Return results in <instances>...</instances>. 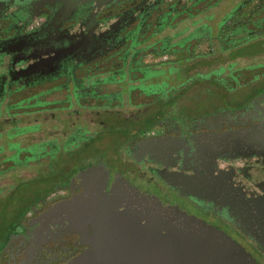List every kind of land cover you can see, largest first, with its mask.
Returning a JSON list of instances; mask_svg holds the SVG:
<instances>
[{
    "label": "flooded vegetation",
    "instance_id": "flooded-vegetation-1",
    "mask_svg": "<svg viewBox=\"0 0 264 264\" xmlns=\"http://www.w3.org/2000/svg\"><path fill=\"white\" fill-rule=\"evenodd\" d=\"M90 2L116 17L85 41L95 24L67 19ZM0 65V175L20 174L0 186V264H123L100 221L128 214L132 188L264 264V149L202 154L264 121V0H0ZM176 72L228 90L192 111L217 88Z\"/></svg>",
    "mask_w": 264,
    "mask_h": 264
},
{
    "label": "water",
    "instance_id": "water-1",
    "mask_svg": "<svg viewBox=\"0 0 264 264\" xmlns=\"http://www.w3.org/2000/svg\"><path fill=\"white\" fill-rule=\"evenodd\" d=\"M115 17V14L108 17L101 15L98 6L90 2L84 3L67 20L90 19L95 24L91 30H85L87 41L97 37L101 27ZM2 69L0 65V71ZM202 146L208 148L202 154L212 156L220 153L243 155L263 150L264 121L259 125L206 136ZM89 171L84 169L79 173ZM166 181L184 187L183 181ZM132 189L133 199L125 208L128 214L118 219L110 209L105 212L110 218L100 221L108 227L109 236L102 237L106 247L123 264H257L241 245L222 231ZM187 193L196 194L192 189Z\"/></svg>",
    "mask_w": 264,
    "mask_h": 264
},
{
    "label": "rangeland",
    "instance_id": "rangeland-1",
    "mask_svg": "<svg viewBox=\"0 0 264 264\" xmlns=\"http://www.w3.org/2000/svg\"><path fill=\"white\" fill-rule=\"evenodd\" d=\"M253 71H247L243 74H237L238 77L242 80V78L244 79L245 76H248L249 74H251ZM177 74H174V77H175V87H178V84L181 83V84H192L194 81H197L198 83H206L208 85H214L216 86L217 88V92L216 91H213V90H209L205 93L204 96L200 97V98H197L195 100H193L191 102V109L193 111V109H196L197 107H200V104L202 103H212V104H215V103H218L221 101V99H223V96L225 95L226 91L228 90L227 86H225V84H223L222 82H225L226 80L222 79V82L220 81H216L214 79H211V78H208V77H205V75L203 74H179L178 72H176ZM225 75V74H224ZM164 76V75H162ZM219 76H223V74H219ZM220 78V77H218ZM221 80V79H220ZM188 86V85H187ZM195 91V90H194ZM193 89L192 91L190 90V94L194 92ZM194 99V98H193ZM179 99L177 100L176 103H178ZM181 104H185L187 101L184 100V99H181L180 100ZM180 105V104H179ZM192 111H189L188 109L183 111L182 114L186 115ZM181 112V111H179ZM37 123L42 126V127H49L50 124H52V121L49 120V122H44V121H37ZM7 124L6 123V126L4 125L2 127V130H4L6 127H7ZM17 125L18 127L22 126L23 124H21L20 122H17ZM0 144L2 145L3 144V150L6 151L7 149L5 148V145H6V137L2 134L0 136ZM8 163H5L3 166L0 165V168L2 167H5ZM22 170H25V171H29V174L34 172V167H26V168H21L20 171ZM16 173V170H11L9 173L8 171H4L2 175H0V185L2 187V189H6L9 185V183H12L16 180V178L18 177V175H20L19 173H17V175H15ZM28 174V175H29ZM24 176H27V175H24Z\"/></svg>",
    "mask_w": 264,
    "mask_h": 264
}]
</instances>
